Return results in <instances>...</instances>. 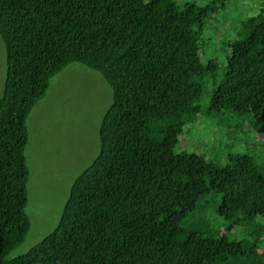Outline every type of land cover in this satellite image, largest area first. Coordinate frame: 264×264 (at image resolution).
I'll list each match as a JSON object with an SVG mask.
<instances>
[{"label": "trees", "instance_id": "obj_1", "mask_svg": "<svg viewBox=\"0 0 264 264\" xmlns=\"http://www.w3.org/2000/svg\"><path fill=\"white\" fill-rule=\"evenodd\" d=\"M214 2L0 0V264H264L262 165L247 153L225 164L175 153L217 70L200 59L205 22L222 5ZM237 36L206 114L262 122L264 13L246 17ZM72 62L111 88L99 152L72 182L53 232L7 259L30 228L26 120ZM210 195L224 231L192 220Z\"/></svg>", "mask_w": 264, "mask_h": 264}, {"label": "rangeland", "instance_id": "obj_2", "mask_svg": "<svg viewBox=\"0 0 264 264\" xmlns=\"http://www.w3.org/2000/svg\"><path fill=\"white\" fill-rule=\"evenodd\" d=\"M215 0H175L204 7ZM222 5L206 20L200 38V59L214 60L217 70L206 80L197 105L196 120L179 138L175 153L204 155L225 164L227 155L247 153L264 168V121L230 111L206 114L213 89L222 80L230 53L229 44L238 36L241 22L248 16L264 13V0H217ZM214 4H219V2ZM6 70L5 47L0 38V96ZM111 88L102 75L85 65L72 62L50 79L46 94L29 113L25 147L29 169L26 214L30 228L24 241L7 255H22L56 228L74 179L86 169L99 152L98 129L111 103ZM264 190V188L262 189ZM212 196L201 200L205 211L198 215L211 230L224 231L228 222L215 211ZM200 221V222H199ZM231 236H242L241 228ZM234 234V235H233Z\"/></svg>", "mask_w": 264, "mask_h": 264}]
</instances>
